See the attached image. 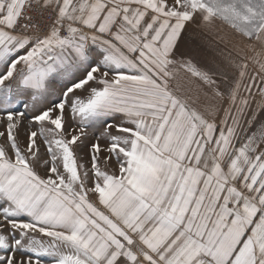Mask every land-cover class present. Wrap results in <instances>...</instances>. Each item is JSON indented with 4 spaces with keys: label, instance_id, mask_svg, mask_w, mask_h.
Wrapping results in <instances>:
<instances>
[{
    "label": "snow or ice",
    "instance_id": "obj_1",
    "mask_svg": "<svg viewBox=\"0 0 264 264\" xmlns=\"http://www.w3.org/2000/svg\"><path fill=\"white\" fill-rule=\"evenodd\" d=\"M0 264H264V0H0Z\"/></svg>",
    "mask_w": 264,
    "mask_h": 264
}]
</instances>
